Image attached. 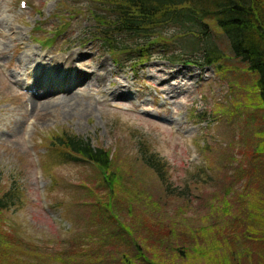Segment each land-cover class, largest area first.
<instances>
[{"label": "rangeland", "instance_id": "obj_1", "mask_svg": "<svg viewBox=\"0 0 264 264\" xmlns=\"http://www.w3.org/2000/svg\"><path fill=\"white\" fill-rule=\"evenodd\" d=\"M19 1L0 0V24L10 29L0 33V201L19 196L0 208V264H63L90 247L99 250L90 255H136V242L140 250L163 252V264H264V127L256 76L232 55L226 37L210 23L211 40L225 55L221 66L182 56L168 61L180 55L172 45L167 54L151 47L147 58L133 52L117 58L91 38L96 15L109 18L105 0H25L26 9ZM29 54L56 58L59 68L72 54L74 72L51 80L54 89L43 98L24 71ZM180 69L188 72L170 76ZM78 70L101 74L105 84L80 82ZM122 84L127 97L114 92ZM70 95L83 104L72 116L42 109ZM59 133L108 151L111 170L124 179L121 192L128 186L148 203H132L125 192L112 199L98 168L50 151L49 139ZM142 151L164 163V183L143 163ZM97 196H109L111 209ZM123 221L132 227L129 235ZM101 234L102 245L88 242ZM180 238L211 254L177 252V258L168 246Z\"/></svg>", "mask_w": 264, "mask_h": 264}, {"label": "trees", "instance_id": "obj_2", "mask_svg": "<svg viewBox=\"0 0 264 264\" xmlns=\"http://www.w3.org/2000/svg\"><path fill=\"white\" fill-rule=\"evenodd\" d=\"M104 4L109 6L104 10L108 12L109 18L96 15L97 27H94L91 38L99 42L104 51L117 58L132 52L139 60L147 58L151 47L163 49L161 50L163 54H167L172 45L180 55L171 54L166 58L168 61L175 62V59L178 60L182 56L186 59V63L221 66L220 63L225 59V55L211 40L213 37L210 23L214 25L228 40L232 55L256 76L255 87L264 127V0H105ZM167 29L174 33L170 38H166L164 34ZM185 39H190L189 45L180 43V40ZM47 42L51 43V41ZM224 112L222 110V113ZM49 143V150L58 156H66L65 160H78L98 168L112 199L125 192L132 203H148L128 186L121 184L123 186L121 192L119 185L124 179L119 175L118 170V172L111 170L112 158L108 151L95 148L89 141L66 133L54 135L49 139ZM261 149L262 146H259L258 153L262 152ZM141 159L157 175L161 183H164V163L154 154L145 151H142ZM17 195V193L4 195L0 201V208L8 201L11 203ZM112 199L107 196V199L102 201L101 196H97L95 201L98 204L101 202L104 208L101 207L109 210L112 207ZM153 205L157 206V204ZM120 224L123 231L129 235L132 227L127 226L124 221ZM97 238L93 241L92 238L87 237L89 243L102 245L104 234ZM180 239L169 243L168 246V250L177 258H180L177 252L185 255L193 251L206 257L211 254L212 250L205 247V249L195 246L188 248L183 239ZM151 241L155 240L151 239ZM135 248L136 255L127 252L118 255L112 252L90 255L89 253L99 251L90 247L85 250L84 256L76 254V259L68 256L62 260V263L163 264L158 260L163 252L149 253L147 248L140 250L141 245L137 242ZM169 257L171 258L170 255ZM227 263L228 260H223L217 264Z\"/></svg>", "mask_w": 264, "mask_h": 264}, {"label": "bare ground", "instance_id": "obj_3", "mask_svg": "<svg viewBox=\"0 0 264 264\" xmlns=\"http://www.w3.org/2000/svg\"><path fill=\"white\" fill-rule=\"evenodd\" d=\"M2 25L0 24V33H2L3 37L4 34L7 33L8 30H5L3 28L2 30ZM32 54V53H31ZM29 54L27 60H25V66H24V71L29 69L30 74H29V80L30 83L33 85L32 88H35L36 86L40 87V89H36L38 94H43L42 89L45 90V93L43 94H49L52 92L54 89L53 86H50V81L55 80L57 77L62 78L63 76H69L70 74H73L74 72V66L71 63L70 59H75L72 54H70L69 58L62 59V67L59 68L53 61L56 60V58L53 59H48L50 56L48 55H36V57L31 56ZM80 55H77L79 57ZM72 65V66H71ZM77 72V78L80 82H83L85 80H89V82H93L98 85H104V79L102 78V75L99 73H96L95 71L90 73V75H87L86 73H82L81 70L76 71ZM187 73L188 71H183L182 69L178 70L177 72H169L170 76L175 75H183V73ZM198 77V74L195 75ZM13 77V76H12ZM15 78V77H14ZM176 78V77H175ZM65 82H68L67 80ZM70 82V80H69ZM41 84V85H40ZM49 85V86H48ZM67 85V84H65ZM58 89H64V87H59ZM128 88L126 85H116L114 92L117 93L121 97H127L129 95ZM174 92V91H173ZM33 95V94H32ZM45 98V96L43 97ZM27 103L31 105V111L35 110L37 108V102H35V98L32 97V102L30 99H27ZM83 104L82 101L76 96V95H70L67 97V99L63 101H59L57 104L53 103H47L43 106V110H53L57 109L59 110L60 114H62L64 117H69L72 116L77 110L82 109ZM54 110V111H55Z\"/></svg>", "mask_w": 264, "mask_h": 264}]
</instances>
